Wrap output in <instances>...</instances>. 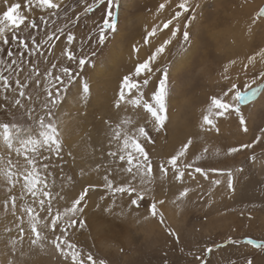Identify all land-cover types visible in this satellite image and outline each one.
Segmentation results:
<instances>
[{"label": "rangeland", "instance_id": "374dc122", "mask_svg": "<svg viewBox=\"0 0 264 264\" xmlns=\"http://www.w3.org/2000/svg\"><path fill=\"white\" fill-rule=\"evenodd\" d=\"M25 2L0 0V13L11 3H20L21 12L27 17L26 23L36 24L32 28L21 26L23 30L16 34L26 39L29 48L32 47L33 37L37 44L45 40L50 32H55L59 39L54 37L52 43L40 44L36 56L29 57L18 47V42L11 39L12 32L9 30V44L0 42V73L10 77V89L15 88L16 73L5 70L4 62L10 63L7 56L9 50L14 53L12 59L19 62L23 52L28 61L21 69V79L35 68L42 82L43 74L48 69L55 73H59L62 67H70L74 73L80 71L76 63L62 55L66 47L75 52L77 60L83 55L89 61L78 79L89 84L90 102L84 105L78 98L68 96L56 111L55 120L63 144L62 159L53 155L50 161L53 166L49 169L52 175L44 174L55 197L53 212L70 207L84 187L96 186L91 188L97 193L96 196L93 195L92 199L86 197L88 207L81 217L86 222L85 227L81 229L77 225L74 230L69 229V238L77 244L78 249L85 255L91 252L97 262L104 259L106 264H248L249 261L264 264V249L246 243L249 238L264 242V133L261 132L264 129V87L249 103L241 105L247 132L240 126L236 113L217 119L210 109V98L223 97V92L233 84L240 91L247 90L246 86L249 85L258 87L264 84V79L258 78L259 71L264 70V63L259 57L247 71L243 68L249 56L264 48V20L252 23L255 14L264 7V0H189L190 4H199V7L196 8V19L188 29L190 39L186 44L183 43V24L187 16L192 15L191 11L170 25V28L179 26L175 38L165 29L150 37L148 44L144 43V37L153 26H162L178 11L180 0H167L162 12H157V8L165 0H118L114 8L118 14L117 30L107 33L103 45L98 44L96 26L102 21L106 5H97L93 11L86 13L85 7L93 4L94 0H54L60 7L53 13L35 6L32 9L24 8ZM251 9L250 14L244 15L243 10ZM68 33L75 36L74 45H67ZM90 38L92 43H89ZM153 39L156 41L152 47L150 42ZM164 39H171L172 42L158 57L155 67H166L169 72L167 119L165 126L157 131L152 125V117L143 110L142 105L137 107L125 103L118 109L115 98L123 76L146 59ZM134 48L139 51H134ZM233 60L236 61L234 65L230 63ZM53 63L57 68L52 69ZM225 66L227 73L224 72ZM152 75V82L144 89L145 99L163 73L153 72ZM225 75L228 76L227 80L224 79ZM35 79L36 76H33L32 80ZM27 92L32 100L24 99L25 105L35 108L34 115L42 114V87H36L33 83ZM13 98H19L18 92L10 90L5 93L0 82V103L6 106L0 108V123L25 124L24 109L11 107ZM223 99L232 102L231 94ZM204 115L213 119L215 128L203 124ZM71 120L72 127L68 129ZM142 124L146 125L154 141L151 144L145 142L146 151L153 161L152 176L146 178L149 181L146 185L149 194L139 208L129 207L130 201L120 194L116 195L113 205V198L102 187L104 177L108 176L114 184L131 179L126 171L127 157L122 162L119 155H109L112 151L120 153L123 148V138L119 142L112 139L114 130L117 125H122L123 131L133 135ZM25 135L16 134V140ZM257 136L261 140L253 148L232 155L225 154L229 147L251 143ZM188 139L192 140V145L182 161L191 163L196 155H202L196 166L203 167L208 176L205 178L198 173L189 176L187 172L191 169H188L182 180L177 181L171 170L167 174L161 173L159 164L175 154ZM205 148L208 149L207 153H204ZM5 155L2 142L0 156ZM253 156L255 160L250 159ZM13 159L16 157L13 156ZM3 165L4 162L0 160V169ZM213 168L223 170V174L212 172ZM229 171L232 173L233 190L228 188ZM90 176H93L91 184L87 183ZM215 180L220 183L213 184ZM3 183L0 171V193L5 195ZM133 183L139 187V177ZM185 187L190 189L188 196L173 203ZM11 194L19 196V186ZM61 196L64 198L60 199ZM152 198L164 200L169 206V214L164 211V205H160L159 210L164 215L166 225L179 237L178 243L177 237L168 236L158 218L143 221L148 214L146 205ZM17 202V206L25 202L32 204V197L27 196L25 201ZM110 205L112 212H105L104 209ZM45 215L41 214L42 222L38 228L50 235L48 229L43 227L49 222L43 220ZM4 218L0 216V219ZM24 219L26 221L27 217ZM137 219L142 222L136 223ZM15 220L8 222L1 232L16 236L14 228L19 221ZM229 238L238 243H229ZM214 245L222 247L216 248ZM208 246H213V251L205 256L204 249ZM28 249L27 246L25 250ZM37 251L41 259L38 264L48 261L70 264L51 247L44 253ZM11 253L8 252L7 257H13L17 252L14 255ZM197 256L201 260H196Z\"/></svg>", "mask_w": 264, "mask_h": 264}, {"label": "snow or ice", "instance_id": "6c2138e0", "mask_svg": "<svg viewBox=\"0 0 264 264\" xmlns=\"http://www.w3.org/2000/svg\"><path fill=\"white\" fill-rule=\"evenodd\" d=\"M166 3L167 0H165V3L159 4L157 12H162L165 9ZM117 4L118 0H94L93 4H88L84 9L87 13L93 11V8L97 5H106L102 21L96 26L99 45L105 43L108 32H115L117 30L118 14L114 11ZM34 6L55 13V10L60 7V4L54 2V0H26L23 5V7L27 9H32ZM21 7L20 3H11L0 13V42L5 45L9 44L8 32L11 30V39L17 41L18 47L23 49L24 52H27L29 57H33L39 52L40 44H50L54 37L56 39H59V37L55 35V32H50L47 34L46 39L41 40L39 44H37L33 37L32 47L29 48L26 39L19 37L16 33L23 30L21 26H23V28H32L35 27L36 24L35 22L26 23L27 17L22 14ZM198 7L199 4L193 6L189 3V0H180V3L177 5L178 11H176L170 19L163 22L162 26H153L151 31L144 37V43L148 44L150 37L154 36L158 31L162 32L165 29L171 32L172 38H175L179 31V26L170 28V25H172L174 21H177L183 14L191 11L192 15L187 16L186 22L183 24V43L186 44L190 39L188 29L192 21L196 19L195 13ZM257 20H264V7H261L255 14L252 23L255 24ZM56 31L62 30L57 29ZM66 41L67 45H74L75 36L68 33ZM171 42V39H164L146 59L142 62H138L133 70L123 76L115 98V107L118 109L125 103L137 107L142 105L143 110L152 117V125L157 131L165 126V121L167 119L169 72L166 67L161 69L155 67V65L158 57L165 52L166 47ZM89 43H92V38H90ZM133 50L139 51L136 48ZM13 55L14 53L9 50L7 56L10 63L7 61L4 63L6 64V71L11 70L16 73L15 88L10 89V77L2 73H0V82L3 83V90L5 93L10 90L18 92L19 98H13L11 107L24 109L26 123H0L4 151L6 154L5 156H0V160L4 162L3 168L0 169V171H2L3 174V187L6 193H8L7 199L3 202V207L7 210L10 204L13 216H16L17 221H19L16 224L18 236L10 240L11 252L14 255L19 250L17 245H23L27 242L29 251L36 252L39 250V252L44 253L48 247H51L56 253L63 257L65 261H70V264H106L104 259H100L97 262L91 252L85 255L78 249L77 244L72 242L69 238V229L74 230L77 225L81 229L85 227L86 222L81 217L87 208L86 197L90 189L96 186L89 185L84 187L79 195L72 200L70 207L64 208L63 211L57 210L53 212V200L55 197L50 190L47 176L44 175H52L49 169L53 166L50 163L53 155L58 159H62L63 144L60 139L61 134L59 125L55 120L56 111L65 103L68 96L78 98V101L84 105L90 102L91 90L89 84L86 81L81 82L78 79V77L83 74V70L89 61L83 55L77 60L75 52L66 47L62 55L65 56L68 61L76 63L80 71L74 73L70 67H62L59 73H55L51 69H48L43 74L44 78L42 82L40 73L35 68L30 71L28 76L21 79V69L28 61L23 52L20 54L19 62L16 59H12ZM93 55H95V53H93ZM257 57L264 63V48H261L254 55L247 58V63L243 64L244 70L247 71L250 65H254ZM230 63L234 65L236 61L233 60L230 61ZM55 68H57V65L53 63L52 69ZM153 72H162L163 75L158 78V83L154 89H152L149 97L145 99L144 89L152 82ZM224 72H228L227 66H225ZM33 76H36L34 81L32 80ZM258 78L264 79V70L259 71ZM224 79L227 80L228 76L225 75ZM33 83L36 87H42L44 96L41 103L42 114L38 116L34 115L36 111L34 107H27L24 103V99L28 101L32 100V96L28 94L27 89L30 87V84ZM246 87L247 90L240 91L237 90L236 85L233 84L231 88L223 92V97H227L231 94L232 102L226 101L223 97L213 96L210 98V109L217 119L224 117L226 114L231 115L232 113H236L239 118V124L245 132H247L248 129L246 127V121L241 114V105L249 103V101L257 95L260 88L264 87V84L258 87H251L250 85ZM73 88L76 89L75 92L72 91ZM7 99L8 97L6 95L5 100ZM5 107L4 104L0 103V108ZM203 124L207 125L209 128L216 127L213 119L209 115L203 116ZM216 131L218 132L219 129L216 128ZM33 132H35V135ZM261 132L264 133V129H261ZM19 133H25L26 135L16 140V134ZM122 138L123 148L120 153L112 151L109 152V155L113 157L119 155V160L122 162L125 161L127 157L128 167L126 171L130 174L131 179L119 184H114L113 180L105 176L102 187L113 198V205L116 203V195L120 194L122 198L126 196L127 200L130 201L129 207L135 206L139 208L150 191L146 186L149 182L146 178L151 177L153 172V161L146 151L145 142L151 144L154 143V141L147 131L146 125L143 124L133 135H129L126 131H123L122 125H117L112 139L119 142ZM260 140L261 137L257 136L251 143H242L236 147H229L225 154L232 155L244 149H251L253 145L259 143ZM190 145H192V140L188 139L175 154L170 155L166 161H161L159 164L160 172L167 174V172L171 170L174 173L175 179L180 181L185 175V170L191 169V171L187 172V175L193 176V173H198L207 178L208 172H206L203 167L196 166L197 162L203 158L202 155H196L191 163H184L182 161ZM207 152L208 149L205 148L204 153ZM13 156H15L16 159H13ZM250 159L255 160L256 158L253 156L250 157ZM211 171L223 174V170L221 169L213 168ZM227 175L228 188L233 190L231 171H229ZM137 177H139L140 181L139 187L133 183ZM219 183V180L213 181V184ZM17 186L20 188V195H12L11 193ZM189 191V188H183V190L178 193L173 203L183 200L188 196ZM27 196L32 197V204H26V202L21 203L19 205L20 215H17V201H25V197ZM63 198V196L60 197V199ZM101 199H104V196H101ZM164 203V200L152 198L151 202L146 205L148 214L143 217V221L158 218L159 223L164 226V230L168 236L177 237L178 243L179 237L176 232L166 225L164 215L159 210V206ZM112 210L113 208L111 205L104 209L105 212H112ZM42 213H46V215L43 216V220L49 221L43 224V227L48 229L50 235L42 232L38 228V225L42 222ZM120 214L123 215L124 213ZM25 216L27 217L26 221L24 219ZM141 222L142 221L139 219L136 220L138 224ZM25 223L28 225L27 229L24 226ZM7 231L11 232L12 230L7 229ZM229 243H238V241L229 238ZM246 243L253 247L264 249V242L249 238L246 240ZM214 247L219 248L222 247V245H214ZM212 251L213 246H208L204 249V255L207 256L212 253ZM21 254L23 255V252H21ZM196 260H201V257L197 256ZM7 264H14V261L9 259ZM248 264H252V262L249 261Z\"/></svg>", "mask_w": 264, "mask_h": 264}, {"label": "bare ground", "instance_id": "6f19581e", "mask_svg": "<svg viewBox=\"0 0 264 264\" xmlns=\"http://www.w3.org/2000/svg\"><path fill=\"white\" fill-rule=\"evenodd\" d=\"M250 7H253V6H249V8ZM254 7H256V6H254ZM252 11V9L251 10H243V12H244V15H248V14H250V12ZM153 20V19H152ZM154 21V20H153ZM247 24H245L244 26H246ZM155 39H153V40H151V42H150V44H152V47L154 46V43H155ZM178 66V65H177ZM72 122H73V120H71L70 121V124L67 126V128L68 129H70L71 127H72ZM176 126V125H175ZM177 129H178V127H177ZM73 132V131H72ZM72 132H71V134H70V136L72 135ZM191 133V132H190ZM192 134V133H191ZM195 134V133H194ZM2 142H3V138L0 136V145H2ZM174 142V141H173ZM90 165V164H89ZM85 166V165H84ZM92 179H93V176H90V178L89 177H87V183H89V184H91L92 182ZM95 181V180H94ZM83 183V182H82ZM86 184V183H85ZM82 186H84V185H82ZM94 192V193H93ZM92 195H91V194ZM90 193H88V196L92 199L94 196L93 195H95L96 196V192L95 191H93V190H91L90 189ZM0 196H3V197H1L3 200L4 199H7V196H8V193L7 194H5V195H2V192L0 193ZM96 198V197H95ZM94 198V199H95ZM2 199H0V201H2ZM158 199V198H157ZM87 200V199H86ZM96 201V200H95ZM94 201V202H95ZM100 201V200H99ZM2 202H4V201H2ZM20 203V202H19ZM17 204H18V202H17ZM164 205V211L166 212V213H170V211H169V206L167 205V203H164L163 204ZM163 205H162V207H163ZM19 206V205H18ZM17 206V215H19L20 214V212H19V207ZM91 206V205H90ZM87 207H88V205H87ZM96 209V208H95ZM93 210V209H92ZM87 211H88V209H87ZM97 212H99V210L97 211ZM85 214H86V212H85ZM0 216L1 217H5L4 219H0V264H7V262H8V260L9 259H12L13 261H14V264H38V261H41V259L37 256V254H38V251H36V252H32V251H29V249L28 250H25V248H27V243H26V245L25 244H23V245H17V248L19 249L18 251H17V253L15 254V256H13V257H7V255H8V252L9 253H11V250H10V244H9V242L7 241V240H11L12 239V235H14V234H12V233H10L9 235H6V234H3V232H1V228H3L8 222H10L11 220H15L16 219V216H13V214H12V210H11V205L9 204V207H8V209L6 210L4 207H3V203H1L0 202ZM16 221V220H15ZM25 226V228L27 229V225L25 224L24 225ZM11 227H13V225H11ZM107 227V226H106ZM14 230H15V233H16V236L15 237H17L18 236V233H17V229H16V227L14 228ZM106 232V231H105ZM2 234V235H1ZM3 238H6L5 240L3 239ZM7 241V242H6ZM108 243V242H107ZM120 243V242H119ZM10 250V251H9ZM21 252H23V255L21 254ZM12 254V253H11ZM10 254V255H11ZM40 264H53L51 261H48V262H46V263H40Z\"/></svg>", "mask_w": 264, "mask_h": 264}]
</instances>
